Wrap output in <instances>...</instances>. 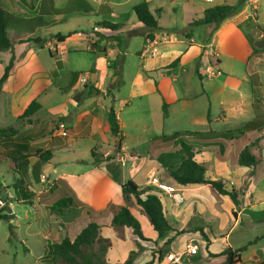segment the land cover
Returning <instances> with one entry per match:
<instances>
[{
	"label": "crops",
	"instance_id": "obj_1",
	"mask_svg": "<svg viewBox=\"0 0 264 264\" xmlns=\"http://www.w3.org/2000/svg\"><path fill=\"white\" fill-rule=\"evenodd\" d=\"M45 1L39 2L38 9H43L44 5L46 13L42 18L45 17L47 20L28 22L32 25L31 29L42 28L43 32H47L50 27H55L58 34L68 37L63 43H59L57 39L50 37L49 33L50 36L40 35L41 39L45 40L43 43L34 42L38 47L49 50L55 64V68L51 71L40 70L42 79L47 81L49 75L55 74L62 81L60 90L68 98L67 107L72 103L75 110L70 112L66 109L55 118H62L68 124L70 137L57 142L56 137L61 136L56 131L48 135L49 142L44 149L52 153L51 159L44 163L37 157L33 162L28 158L27 166L20 168L37 178L41 173L40 179L46 173L56 175L54 185L47 191L48 194H56L58 197L52 207L56 205L58 208H63V199L67 197L71 198L69 204H79L97 212L106 210L110 204L127 206L129 209L131 205H137L133 199L129 203L126 202L122 186L109 175L107 162L94 165L92 152L96 151L101 155L100 160L113 156L115 162L122 164L123 183L132 180L140 190L149 189L158 197H162L166 217L171 223V229L160 238L141 209L140 217H134L140 222L145 238L150 241L140 243L137 242V237L130 228H102L101 235L112 243L107 254L109 263L122 264L129 259L131 252H137L134 264H159L160 254L157 256L156 254L158 251L165 254L164 250H167L168 254L172 252L183 254V264H224L226 262L224 256H215L224 253L228 248L238 250L245 246V244L237 245L233 239L236 231L242 229L245 224L249 233L253 234L250 241L263 237L264 48H259L257 42L264 38V34H260L254 40V50L250 55H230L243 63L240 73L224 72L219 54V73L212 79L202 74L200 69L204 68L207 61L209 44L213 43L216 49L222 50L221 45L215 40H218L230 22H225L219 30L214 31L211 41L208 34L211 26L190 27L193 22H184L183 25L159 22V30L153 33L154 39L149 40L147 36L150 31L141 22L107 21L117 17L116 7L121 4L117 0H114L117 3L111 0H66L67 5L62 9L56 8V0ZM20 2L22 4V0ZM0 5L6 9L3 4ZM35 8L37 9L36 6ZM92 16H94L93 21H88L90 19L88 17ZM69 18H86L87 21L66 22ZM103 23L118 24L122 27L119 31L113 32L104 28ZM103 36L118 38L120 42L102 39ZM142 38L141 50L131 53L132 42ZM24 43L25 41L15 45L16 60L28 56L29 44ZM19 48L22 52L18 50ZM152 49H157L154 56ZM257 52L260 53L256 54ZM20 53H23L22 56ZM79 55L89 56V64L83 69L76 66L75 59ZM128 56L135 57V60H129ZM23 59L21 64L15 62L11 76L19 70L18 67H25V57ZM177 59H180L179 63L169 68ZM131 64L132 68L129 66ZM189 65H192L193 79L198 86L194 98L204 96L208 102L206 110L199 114L192 112L191 105L194 98L189 95L190 90L185 87L183 79L185 69ZM117 69L120 72L117 73ZM34 71L29 73H36ZM226 76L229 78L225 79ZM216 101L219 103V111L214 116ZM164 105H166V117ZM27 106L23 107L21 113ZM41 106L42 109L31 118V122H26L27 127L34 128L36 124L43 126L51 121L39 116L45 108L43 104ZM111 108H114L117 114L124 138L120 153H117L115 148L119 139L113 136L108 118ZM253 121L263 123L252 133V136L260 139L257 143L259 146L251 147V151L260 159L253 175H251L253 171L251 167L240 166L232 160L221 161L210 151H200L195 156V160L206 167L208 180L221 181L228 193L235 194V200H232L229 195L218 193L222 196L226 205L224 209L228 210L229 214L235 215L238 212L236 219H232L231 222L224 209L218 206L219 202H216L212 207L214 221L210 222L215 235L212 232L204 236L200 232L187 231L184 229L186 226L178 221L179 210L174 207L176 202L173 198L150 183V178L154 176L172 185L173 180L168 171L180 166L183 160L182 150L177 142L169 139L159 143L166 148L165 151L160 152L157 147L149 151L150 142L179 132L234 131ZM172 123L174 125L169 126ZM182 123L188 127L179 130L177 125ZM201 127H205V131L194 129ZM25 139L15 144H27ZM28 141L32 151H35L33 150L35 142L30 141L29 138ZM53 142L56 144L54 145ZM80 142L83 145H80ZM129 164L133 170L127 176L126 167ZM146 167L150 168L147 179L140 183L136 174ZM33 172H37L38 175H34ZM47 177V181L50 182V177L48 175ZM57 181H60V184ZM208 189L209 185L199 186V189L194 191L202 193ZM178 190L184 202L187 191H191L190 187ZM65 193H69V196ZM203 211H206L204 206ZM107 220H111L110 215L107 216ZM183 230L186 231L178 234V231L183 232ZM218 240H222L224 244L216 249L214 246ZM191 244L197 245L199 252L195 256L187 255V257L185 254ZM202 249L205 250L204 257H201ZM197 257L201 258L193 260ZM242 260V264H258L264 260V241L261 243L259 253L257 249L248 250L242 254ZM160 264H167L166 259Z\"/></svg>",
	"mask_w": 264,
	"mask_h": 264
},
{
	"label": "rangeland",
	"instance_id": "obj_2",
	"mask_svg": "<svg viewBox=\"0 0 264 264\" xmlns=\"http://www.w3.org/2000/svg\"><path fill=\"white\" fill-rule=\"evenodd\" d=\"M20 1L21 0H0V4H3V6L13 15V18L9 20V36L17 43L25 41L24 44H29V49L27 50L28 56H22L21 54L23 53H20V56L23 58L25 57L26 65L24 68L28 67V69L25 70L22 66L20 68L18 67V71L20 72V70H22V72L19 73L17 71L18 73L16 72L13 74L14 77L11 76L2 89V93L0 95V128L13 129L16 132L10 141V146L12 145V142H23L22 140H24V138H26V142L29 143V138L30 141L35 142L33 150L40 149L47 151L44 148L49 142L47 141L48 135L55 131L56 123L60 120V118L55 119L56 116L64 113L66 109L73 112L75 107L72 103H70L67 107L66 101L68 98L60 90L62 81L55 74L49 75L47 77V81L42 79L41 75L42 70H53V68H55V64L51 59L49 50L44 47H38L34 40L41 38L40 35L44 37L50 35V37L57 36L59 33L58 30L55 27H50L47 32H43L44 30L42 28L31 29L32 25L28 22H38L43 19L47 20L45 17L42 18L43 14L46 13L44 5L42 7L43 9H38L39 2H41V0H22V4ZM47 1L48 0L45 2ZM111 1L115 3L121 2V4L116 7L117 17L114 19H107L108 22H139L136 19L133 9L137 5L147 2L153 12L156 9H162V13L159 16V22L171 25H174L175 23L183 25L184 22L198 21L203 18L205 9L217 5H238L243 1L240 14L225 21L230 22V24L222 31L218 40H215L221 45L222 50L219 51V49H216L213 43L208 46L207 61L204 68L202 67L200 71L209 78L210 74L208 69L212 68V71L214 72L212 79L219 73V54L222 58L224 72L226 71L230 73L235 71L240 73V68L243 66V63H241L238 59L230 57V55H250V53L254 50V40H256L260 34H264V0ZM32 2L37 9L35 8L31 10L29 8ZM26 4H28V7ZM66 5V0H56V8L62 9L65 8ZM88 18H90L88 21L92 22V18H94V16ZM86 21V18H69L66 22ZM225 22L222 23L219 28L211 26L208 29L210 41L212 40V33L219 30ZM28 40H33V42ZM142 44L143 38L136 39L130 46V52L134 53V51H140ZM18 50L22 52L21 48ZM10 55L11 54L8 51L0 52V77L3 75L6 65L9 63ZM22 57L16 60V62L20 64L23 63L24 59ZM76 57L77 58L75 60L77 67L81 69L87 67L89 64L88 55H79ZM127 58H129V60H135V57L133 56H128ZM129 66L132 68V64ZM34 70L36 73H29ZM185 70L186 73L183 74L185 87L187 89L189 88V95L194 98L196 96L195 90H197L198 86L195 79H193L194 74L192 72V65L187 66ZM228 78L229 76L225 77V79ZM89 82L90 80H88V83ZM34 100L45 106L39 116L47 119V121H51L48 123L46 122L43 126H38V124H36L34 128H30L27 127L26 123L29 122L28 119H21L20 116L22 115L21 111L23 107L27 106ZM191 106L193 108V114H199L206 110L205 108H207L208 102L204 96L198 97L194 98L193 105ZM218 111L219 103L216 101L213 115L215 116V113ZM173 125L174 123L169 124V126ZM182 125H177V127L180 128L179 130L186 129L188 127L184 123H182ZM24 127L26 129H24ZM194 129H197L198 131H205L206 128L201 127ZM69 137L70 135L66 138H61L59 136L56 138L57 142H61ZM81 143L82 142H80V145H83ZM53 144L55 145L56 143L53 142ZM6 145L9 147L8 143ZM7 151L8 148L0 147V152ZM27 153L31 162L36 160L35 157L37 156L35 151ZM21 168L20 170L24 175V180L28 185V190L34 194L30 204L21 203L19 201L12 202L13 200H16L14 186L20 178V175L17 173V169L14 164L10 165L9 161L0 162V192L2 193V197L0 198V207L8 205L10 212L15 217L12 221L14 233L11 240L9 225L0 220V264H46L43 257L45 253L48 252V244L60 243L66 235H69L74 240L76 235L79 234L84 227H86L90 217L87 215L86 208L80 206L79 204H73L68 208H58L56 205L52 207L55 199L58 197L56 194H48L47 191L54 185L56 175L46 173V181H43L45 179H43V176L40 179L41 173H39L37 178ZM132 170L133 168L129 164L126 167L127 176L132 172ZM149 170L150 168L146 167L145 169L137 172L136 177L140 183H143L147 179L146 176ZM47 175L50 177V182L47 181ZM198 189L199 187H191V191H187V196L184 202L179 204L176 203L174 205V207L179 210V213L177 214L178 221L180 224L182 222L184 227L186 226L184 229L187 231L193 230L194 232H200L204 236H206V233L208 232H212L213 235H215L213 226L210 224V222L214 221V218L212 217V207L216 204V202H219L218 206L224 209L226 207L225 202L223 201L222 196H220L211 185H209V191L206 190L202 193L194 191ZM41 192L47 194L44 197H41L43 194ZM153 193L155 194V192ZM65 194L69 196V193ZM38 197L41 198L40 201ZM229 197L232 200H235L230 195ZM160 198L162 199V197ZM223 205L225 206L223 207ZM203 206L206 211H203ZM130 210L136 218L140 217V212H142L140 207L137 205H131ZM224 211L231 222L232 219L235 220L238 215V212L234 215L232 213L229 214L228 210L224 209ZM244 228L245 231H243ZM246 228L247 226L245 224L242 229L237 230L234 234L233 239L236 241L235 243H237V245H246V243L252 239L253 234H250ZM186 230H183V232L178 231V234H182ZM223 244L224 242L222 240H218L214 247L217 249L223 246ZM164 251L167 252V250ZM161 252L162 251H158L156 256L159 254L162 256ZM204 253L205 250L202 249L201 257L205 256ZM185 256L187 255L185 254ZM201 257H197L193 260L200 259ZM189 259H191V257H189Z\"/></svg>",
	"mask_w": 264,
	"mask_h": 264
},
{
	"label": "trees",
	"instance_id": "obj_3",
	"mask_svg": "<svg viewBox=\"0 0 264 264\" xmlns=\"http://www.w3.org/2000/svg\"><path fill=\"white\" fill-rule=\"evenodd\" d=\"M242 3L238 5H217L208 8L204 11L203 18L194 21L190 27L215 26L219 28L222 23L240 14L243 5ZM26 6L28 7V4H26ZM29 8L31 10L35 9L33 2L30 4ZM133 11L137 20L141 22L148 31H150L147 39L153 40V33L159 30V16L162 13V9H156L152 12L148 3L144 2L134 7ZM12 18L13 15L0 5V52L8 51L11 54L9 63L6 65L3 75L0 77V95L4 85L11 76L16 62L14 48L17 42L8 34L9 20ZM102 26L113 32L119 31L122 27L121 25L112 23H103ZM67 37V35L58 34L53 38L57 39L59 43H63ZM102 39L120 42V39L114 37L103 36ZM34 41L37 44H41L45 40L38 38ZM257 46L261 49L264 48V38L257 42ZM259 53L260 52H257L256 54ZM138 54L140 55V53ZM179 61L180 59L175 60L169 68L175 67ZM116 71L117 73L120 72L118 69ZM198 75L202 79L199 71ZM41 109V104L34 100L26 107L20 118L28 119V121L31 122V118ZM164 113L166 117V105H164ZM108 118L113 136L119 139L115 148L117 149V153H120L124 138L114 108L110 109ZM208 120H211L210 110L208 112ZM60 121H63V119L61 118ZM262 125L263 123L253 121L249 122L243 128L234 131H209L205 133L179 132L169 137L162 136L152 140L149 144V151L155 147H157L160 152L165 151L166 148L159 145V143L169 139L177 142L182 150L183 160L177 169L168 171L169 176L173 180L172 186L180 189L211 185L219 194L230 195L235 199V194L228 193L224 189L221 181H211L206 178V167L199 164L195 160V156L200 151H210L215 153L217 158L221 161L232 160L240 166L251 167L253 169L251 175H253L254 169L260 163V159L251 151V147L256 146L260 139L252 136V133L256 131L255 129H257V127ZM15 133L16 132L13 129L0 128V147L8 148L7 152H0V162L9 161L10 165L14 164L17 173L20 175V178L14 186L16 200H13L12 202L19 201L21 203L30 204L34 194L28 190V185L24 180V175L21 172L20 167L27 166L28 155L26 153L32 151V148L28 143L18 145L12 142V145L10 146V141ZM7 143L9 144V147L6 145ZM35 153L39 160L44 163H47L52 157L50 151L38 149L35 150ZM92 156L94 159V165H99L102 162L108 163L107 170L109 175L115 182L122 186L126 202L129 203L132 199L135 200L137 206H139L149 218L154 230L159 234V237L162 238L171 229V223L165 215L164 205L161 198L153 194L149 189L140 190L137 184L132 180L123 183L122 164L120 162H115L113 156H107L105 160H100L99 157L101 155L97 154L96 151L92 152ZM33 174L36 175L37 172H33ZM60 181H57V183L60 184ZM44 196L45 194L41 195V197ZM1 197L2 193L0 192V198ZM69 200H71L70 197L63 199V208L71 206ZM86 212L90 217L89 221L86 227L76 235L74 240L69 235H66L60 243L48 244V252H46L43 257L46 264H111L107 259V254L112 247V243L109 239H106L101 235L102 228H130L137 237L138 243L150 241L145 238L140 222L134 217L127 206L110 204L104 211L97 212L91 208H86ZM108 215L111 216L110 221L107 220ZM14 218L15 217L10 212L8 205L0 207V220L9 225V231L11 234L10 240L14 233V226L12 224ZM263 241L264 236L250 241L247 245L238 250L228 248L224 253L215 257L224 256L226 258L224 264H242V254L251 249H257L259 253ZM165 253V255L162 254V256H160V263L166 259L168 252ZM137 255V252H131L129 259L122 264H134ZM258 264H264V260Z\"/></svg>",
	"mask_w": 264,
	"mask_h": 264
},
{
	"label": "built area",
	"instance_id": "obj_4",
	"mask_svg": "<svg viewBox=\"0 0 264 264\" xmlns=\"http://www.w3.org/2000/svg\"><path fill=\"white\" fill-rule=\"evenodd\" d=\"M148 48V47H147ZM157 53V49H152V55L154 56ZM208 72L210 74L209 78H212L214 76V72L212 71V68L208 69ZM55 131L58 133L61 137L66 138L69 136V126L65 121H58L55 126ZM43 179H46L45 176H43ZM150 183L154 185L156 188H158L160 191L164 192L165 194L171 196L173 200L176 203H182L183 198L179 194V190L169 184H166L160 180L158 177H151ZM199 252V248L197 245L191 244L188 246L186 255L188 256H195ZM183 254L179 253H169L166 257L167 264H183Z\"/></svg>",
	"mask_w": 264,
	"mask_h": 264
},
{
	"label": "water",
	"instance_id": "obj_5",
	"mask_svg": "<svg viewBox=\"0 0 264 264\" xmlns=\"http://www.w3.org/2000/svg\"><path fill=\"white\" fill-rule=\"evenodd\" d=\"M92 80H94V79H92Z\"/></svg>",
	"mask_w": 264,
	"mask_h": 264
}]
</instances>
